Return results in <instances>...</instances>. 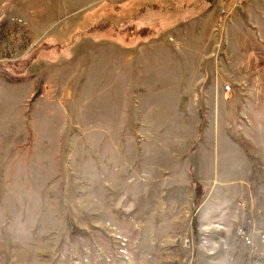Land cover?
Returning <instances> with one entry per match:
<instances>
[{"label": "rangeland", "instance_id": "374dc122", "mask_svg": "<svg viewBox=\"0 0 264 264\" xmlns=\"http://www.w3.org/2000/svg\"><path fill=\"white\" fill-rule=\"evenodd\" d=\"M237 1L0 0V264H264V0Z\"/></svg>", "mask_w": 264, "mask_h": 264}, {"label": "built area", "instance_id": "2783aa9c", "mask_svg": "<svg viewBox=\"0 0 264 264\" xmlns=\"http://www.w3.org/2000/svg\"><path fill=\"white\" fill-rule=\"evenodd\" d=\"M246 1H247V0H238L237 3H236V4L234 5V7L232 8V11H233V9L236 8V7H240V8H242L243 3L246 2ZM240 8H239V9H240ZM232 11L229 10L228 8H222V9H221V14H222L224 17L227 18V17H229V16L231 15ZM223 91H224L226 94H230L231 91H232V86L229 85V84H224V85H223Z\"/></svg>", "mask_w": 264, "mask_h": 264}, {"label": "trees", "instance_id": "16d2710c", "mask_svg": "<svg viewBox=\"0 0 264 264\" xmlns=\"http://www.w3.org/2000/svg\"><path fill=\"white\" fill-rule=\"evenodd\" d=\"M143 29V28H142ZM195 186L197 188H200V185L195 183ZM197 226H198V221H197V217L195 216V214L193 215L192 217V220H191V228L193 229V232L196 233V229H197Z\"/></svg>", "mask_w": 264, "mask_h": 264}]
</instances>
